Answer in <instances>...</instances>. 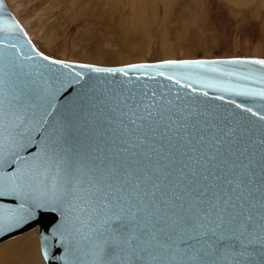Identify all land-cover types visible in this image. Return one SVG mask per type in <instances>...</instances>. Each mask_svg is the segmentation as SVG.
<instances>
[{"label":"snow or ice","instance_id":"obj_1","mask_svg":"<svg viewBox=\"0 0 264 264\" xmlns=\"http://www.w3.org/2000/svg\"><path fill=\"white\" fill-rule=\"evenodd\" d=\"M0 33H3L0 35V64H4L13 75L38 76L44 81L51 65L73 69L72 65L37 51L15 20L0 17ZM40 60L49 63L43 65ZM78 67L88 72L69 71L55 80L56 87L52 86L49 78L47 86L31 93L26 101L10 104L8 111L0 109V200L10 198L12 201L0 202V235L22 225L35 210L59 206L62 215L66 214L72 221L66 240V256L73 258L66 260L65 264H82L76 253L81 251L83 240L89 241L85 256L90 259L86 264H264V151L261 154L259 208L253 203L249 210L241 212L230 204L222 207L218 201L205 202L198 198L197 204L206 206L173 217L159 232L149 229L145 237L141 212L146 209H141L132 199L131 192L125 195L123 181L127 169L124 177L118 175L115 164L108 172H85L82 166L70 159L67 149L60 146L63 130L56 120L58 95L68 85L84 81L83 88L91 79L89 73L119 74L128 79H131L130 73H138L137 79L163 78L169 81V91H172L171 85H176L177 99H181V89L187 90L186 98L188 91L206 98L210 91L216 93L212 100L226 102L239 109L241 120H244L243 113H248L249 118L241 127H228L227 131L216 125L212 140L220 144L227 142L230 136L240 139L238 132H243L250 139V133L255 129L254 134L260 137L259 143L264 149V59L163 60L158 64H133L115 69L87 64ZM155 95L152 91L153 99L149 100V93L142 92L140 101L131 96L122 102L127 111H121V116L127 117V124L123 119L120 123L127 135L134 139L122 138L121 144L130 143L135 148L137 142L147 143L149 129L155 132L152 125L157 121L152 119L145 125L142 121L146 116L138 115L143 110L147 117L160 115V119H164L163 114L152 111L156 108ZM236 97L253 99L258 103L250 107L237 102ZM128 99L132 100L131 105L127 103ZM168 104L171 105L172 101L169 100ZM191 115L193 113L189 112L184 119ZM203 123L209 126L208 121ZM54 137L56 142L50 143ZM204 139L203 135L199 136V142ZM33 145L39 148L35 157L22 155ZM120 151L127 149L121 148ZM12 165H15V170H7ZM255 175L254 172L250 174L249 183H255ZM135 187L139 188V184ZM239 208L243 209L244 205L240 204ZM85 214L87 223L82 219ZM85 229L87 234L82 235ZM161 233L163 239H160ZM44 240L43 255L49 258L48 236ZM61 240L65 242L62 233ZM256 245L259 246L258 261L252 258L250 251Z\"/></svg>","mask_w":264,"mask_h":264},{"label":"water","instance_id":"obj_2","mask_svg":"<svg viewBox=\"0 0 264 264\" xmlns=\"http://www.w3.org/2000/svg\"><path fill=\"white\" fill-rule=\"evenodd\" d=\"M0 4L3 5V8L0 9V17L15 20L24 29L21 22L12 13L7 1L0 0ZM2 34L0 33V35ZM27 39L31 41V45L35 46L29 35H27ZM27 50L26 48L25 51ZM36 50L39 51L37 48ZM233 58L264 59L247 56L191 60H228ZM59 60L72 65L73 69H63L59 65H51L50 70L45 73L44 81L38 76L29 78L13 75L4 64H0V109L8 111L10 104L15 105L18 102L26 101L31 93L46 87L49 78H51L52 86L56 87L58 85L55 80L69 71L88 72L87 69L78 67L87 63ZM160 62L134 64H158ZM40 63L48 65L49 62L40 60ZM128 65L133 64L93 66L115 69ZM89 75L91 79L83 88L81 85H84V81H81V84L72 83L58 95L59 112L56 115V120L59 121L63 130L60 146L67 149L70 159L75 164L82 166L85 172L92 171L93 174L96 170L108 172L115 164L118 168V175L124 177L125 168L127 169V176L123 181L126 185L125 195L131 192L132 199L141 209H146L141 212L145 237L148 236L149 229L159 232L160 229L166 228L173 217L187 214L189 210L195 212L206 206L198 205V198L205 202L216 203L218 201L222 207H227L230 204L236 211L241 212L249 210L253 203L259 208L261 154L264 149L259 143L260 137L254 134L255 129L250 133V139L245 137L243 132H238L237 135L241 137L240 139H237V136H230L227 138V142L220 144H216L212 140V133L216 131V125L225 131L228 127L239 128L249 118L248 113H243L244 120H241L239 109H234V106L226 102L212 100L211 97L216 93L211 91L207 98L196 96L188 91L186 98L185 91L187 90L181 89V99H177V86L171 85L172 91H169L170 82L163 78L149 80L141 77L137 79L138 73H130L131 79L119 74L105 76L89 73ZM152 91L156 93L154 97L156 108L152 111L163 114L164 119H160V115L147 117L146 113L141 110L138 115L146 116L142 123L148 125L152 119L157 121L152 125L155 132L149 129L147 143L137 142L135 148L131 147L130 143L121 144L122 138L125 140L134 139L127 135L120 123V120L123 119L127 124V117L121 116V111H127L122 102L131 96H135L137 101H140L142 92H148V99L151 100L153 99ZM235 99L250 107L258 103V101L249 98L236 97ZM169 100L172 101L171 105L168 104ZM127 103L131 105L132 100L128 99ZM189 112L193 115L185 120L184 117ZM233 112L237 115L233 116ZM222 117L228 119L224 120ZM203 121H208L209 126H206ZM229 121L234 123H229ZM184 124H187L188 127L184 128ZM251 128L252 126L249 125V129ZM200 135L205 138L203 142H199ZM55 142L56 137L50 141V143ZM121 148L127 149V151L121 152ZM38 151L39 148L33 145L22 155L35 157ZM7 170L14 171L15 165L10 166ZM253 172L256 174L255 183L251 184L249 179ZM136 184H139V188L135 187ZM238 184L240 187H237ZM0 202L11 203L12 201L9 198L0 200ZM240 204L244 205L243 209L239 208ZM82 219L87 223V214L83 215ZM71 226L72 221L67 218L66 214L62 215L59 206L56 209L41 208L35 210L33 216L19 227L0 235V244L38 229L41 255L46 264H65L66 260L70 261L73 258L71 255L66 256V240ZM61 233L65 242L61 240ZM84 234H87V229L82 233V235ZM45 236H48L49 258L43 255ZM160 239H163V233H161ZM88 248L89 241L83 240L80 245L81 251L76 253V256L81 258L82 264H86L90 259L85 256ZM250 251L252 258L258 261L259 246H254V250Z\"/></svg>","mask_w":264,"mask_h":264},{"label":"rangeland","instance_id":"obj_3","mask_svg":"<svg viewBox=\"0 0 264 264\" xmlns=\"http://www.w3.org/2000/svg\"><path fill=\"white\" fill-rule=\"evenodd\" d=\"M6 1L36 48L57 60L115 66L264 58V0ZM13 239L25 242L28 264H45L38 229Z\"/></svg>","mask_w":264,"mask_h":264},{"label":"bare ground","instance_id":"obj_4","mask_svg":"<svg viewBox=\"0 0 264 264\" xmlns=\"http://www.w3.org/2000/svg\"><path fill=\"white\" fill-rule=\"evenodd\" d=\"M16 239L7 241V244L0 248V264H17L19 262H21V264H28V261L26 260V258L29 252L27 251L28 249L25 250V248L23 247L25 242H23L22 239H18V240ZM9 252H10V256H8ZM40 253H41V250H40ZM11 256L13 257V259L10 260L9 257Z\"/></svg>","mask_w":264,"mask_h":264},{"label":"crops","instance_id":"obj_5","mask_svg":"<svg viewBox=\"0 0 264 264\" xmlns=\"http://www.w3.org/2000/svg\"><path fill=\"white\" fill-rule=\"evenodd\" d=\"M232 1H234V2H237V3H238V1H242V0H232Z\"/></svg>","mask_w":264,"mask_h":264}]
</instances>
